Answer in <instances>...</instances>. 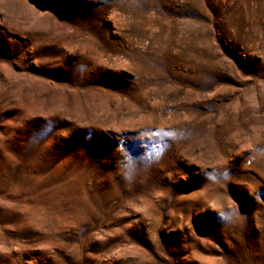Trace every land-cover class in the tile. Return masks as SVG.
Segmentation results:
<instances>
[{
  "label": "rangeland",
  "instance_id": "obj_1",
  "mask_svg": "<svg viewBox=\"0 0 264 264\" xmlns=\"http://www.w3.org/2000/svg\"><path fill=\"white\" fill-rule=\"evenodd\" d=\"M0 264H264V0H0Z\"/></svg>",
  "mask_w": 264,
  "mask_h": 264
}]
</instances>
